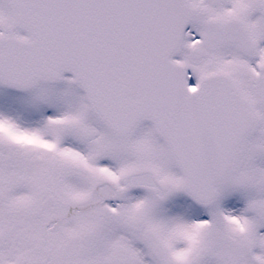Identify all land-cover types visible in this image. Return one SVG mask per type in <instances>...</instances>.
<instances>
[{
    "label": "snow or ice",
    "instance_id": "6c2138e0",
    "mask_svg": "<svg viewBox=\"0 0 264 264\" xmlns=\"http://www.w3.org/2000/svg\"><path fill=\"white\" fill-rule=\"evenodd\" d=\"M0 264H264V0H0Z\"/></svg>",
    "mask_w": 264,
    "mask_h": 264
}]
</instances>
